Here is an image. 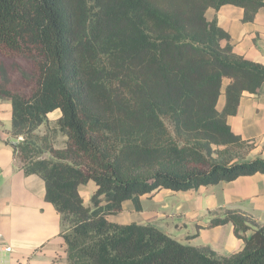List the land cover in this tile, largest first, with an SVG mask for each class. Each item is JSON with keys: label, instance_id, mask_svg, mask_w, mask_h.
<instances>
[{"label": "trees", "instance_id": "16d2710c", "mask_svg": "<svg viewBox=\"0 0 264 264\" xmlns=\"http://www.w3.org/2000/svg\"><path fill=\"white\" fill-rule=\"evenodd\" d=\"M224 5L252 22L264 0H0V56L34 68L27 95L0 81L11 104L7 144L60 216L65 264H264V224L238 211L208 224L233 226L243 247L229 256L108 220L125 201L139 211L140 197L160 190L264 174V152L240 158L253 144L227 124L243 94L264 84V66L237 54L207 19ZM55 111L54 128L36 134ZM89 184L85 206L79 188Z\"/></svg>", "mask_w": 264, "mask_h": 264}, {"label": "crops", "instance_id": "0c3cea01", "mask_svg": "<svg viewBox=\"0 0 264 264\" xmlns=\"http://www.w3.org/2000/svg\"><path fill=\"white\" fill-rule=\"evenodd\" d=\"M206 17L209 21L215 19L229 35L237 54L264 66V8L258 10L252 22H244L243 9L232 5L210 9ZM224 103L222 96L218 111ZM51 114L47 120L60 117V113ZM227 124L233 134L253 144L247 160L263 156L264 84L257 94H243L236 114L227 118ZM10 130L11 104L0 99V264H65L60 216L44 200L42 180L36 175L25 176L14 160L7 144L15 142ZM82 187L80 195L87 206L94 188L87 185L90 195L84 198ZM139 203L140 210L136 211L131 201H125L122 211L108 220L118 225H152L184 246H207L219 256H229L241 251L243 242L234 236L231 224L208 228L209 221L233 210L264 224V174L187 192L160 190L140 197ZM7 247H11L9 252L5 251Z\"/></svg>", "mask_w": 264, "mask_h": 264}, {"label": "rangeland", "instance_id": "374dc122", "mask_svg": "<svg viewBox=\"0 0 264 264\" xmlns=\"http://www.w3.org/2000/svg\"><path fill=\"white\" fill-rule=\"evenodd\" d=\"M1 70L3 72H1ZM4 76V78L2 77ZM33 75H34V68L31 62L24 60V59H13L8 60L0 56V81H6L8 84V88L13 92H19L22 94H28L32 89L33 85ZM59 111L53 112L51 115H59ZM51 117V118H52ZM57 120V119H56ZM47 120V126L43 125L40 130H37L35 133L42 136L47 129L54 128V122L56 121ZM66 138L57 135L56 139L54 140V147L55 148H62L64 147ZM253 148V145L245 146L244 148L238 150V154L240 158L243 160L249 159L251 155H249L250 150ZM82 195L87 197L90 195V191L87 186L81 188Z\"/></svg>", "mask_w": 264, "mask_h": 264}, {"label": "built area", "instance_id": "2783aa9c", "mask_svg": "<svg viewBox=\"0 0 264 264\" xmlns=\"http://www.w3.org/2000/svg\"><path fill=\"white\" fill-rule=\"evenodd\" d=\"M21 140H22L21 137H18V138L16 139V141H21ZM10 250H11V247H7V248L5 249L6 252H9Z\"/></svg>", "mask_w": 264, "mask_h": 264}]
</instances>
